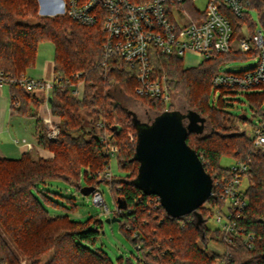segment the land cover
<instances>
[{
  "label": "trees",
  "instance_id": "16d2710c",
  "mask_svg": "<svg viewBox=\"0 0 264 264\" xmlns=\"http://www.w3.org/2000/svg\"><path fill=\"white\" fill-rule=\"evenodd\" d=\"M104 38L101 24H81L68 14L40 15L38 0H0V70L19 77L35 66L40 43L51 41L53 71L68 81L55 84L49 96L51 112L59 118V138L50 140L44 121H36L38 143L53 156L26 152L19 158H0V264H114L105 252L93 247L100 231L92 219L81 222L68 212L49 211L52 205L73 209L74 204L66 206L54 200L45 184L64 179L82 189L83 169L86 186L95 188L106 181L116 204L118 196L126 199L128 208L113 215L120 218L122 229L132 238L138 264H264V150L255 147L246 131L239 130L245 119L252 123L244 118L246 114L235 115L223 104L216 107L210 102L213 78L221 64L248 55L220 54L187 65L183 57L150 48L156 73L167 76L172 97L178 99L167 105L158 97L136 92L139 82L131 63L115 56L103 64ZM80 82L84 83L82 99L73 94V87ZM9 89L12 103L18 101L17 112L24 116H34L45 100L19 83ZM253 100L259 106L264 91ZM128 103L144 106L150 115L143 118ZM191 110L204 117L209 128L189 133L187 142L215 183L228 175V167L220 163L223 155L250 159L244 189L248 205L237 219V234H225L217 225H209L212 207L224 206L216 184L205 205L182 217L169 216L157 195H147L136 185L137 128L151 124L165 111L185 115ZM259 114L264 120V109ZM130 132L135 139L129 138ZM106 133L119 147V169L130 171L110 180L98 175L107 165L101 139ZM247 235H253L251 245L245 241ZM211 242L221 245L223 251H210Z\"/></svg>",
  "mask_w": 264,
  "mask_h": 264
},
{
  "label": "built area",
  "instance_id": "2783aa9c",
  "mask_svg": "<svg viewBox=\"0 0 264 264\" xmlns=\"http://www.w3.org/2000/svg\"><path fill=\"white\" fill-rule=\"evenodd\" d=\"M45 1V9L63 7L57 13L68 14L81 24H101L105 34L103 64L115 56L131 63L137 72L139 84L136 92L140 95L158 97L167 105L174 103L167 76L155 71L150 51L152 47L162 54L177 55L184 60L188 55H196L199 59L197 64L220 54H246V59H254L255 63L235 71L220 66L213 78L214 93L223 97L243 90L264 91V0ZM252 9L258 11L259 21L251 15ZM67 82L60 75L45 80L28 77L25 73L10 77L0 70V87L19 83L29 92L43 93L46 101L55 84L64 85ZM80 83L73 87L76 97L81 95ZM13 106L17 107L18 101L15 100ZM44 123L47 137L57 140L60 135L59 120L49 116L45 117ZM252 130L253 134L247 133L248 136L255 147L264 150V120L252 125ZM128 136L135 139L132 132ZM101 139L107 165L98 175L110 180L113 176L112 159L117 157L119 147L107 133ZM249 161V158L235 160L228 167V175H223L216 183L213 181L214 186H219L224 199L222 209L212 208V218L222 233H238L237 219L248 205L242 181L247 177ZM91 195L96 205L111 214L98 187ZM115 210L124 211L118 207ZM252 238L253 235H247L245 241L251 245Z\"/></svg>",
  "mask_w": 264,
  "mask_h": 264
},
{
  "label": "water",
  "instance_id": "95a60500",
  "mask_svg": "<svg viewBox=\"0 0 264 264\" xmlns=\"http://www.w3.org/2000/svg\"><path fill=\"white\" fill-rule=\"evenodd\" d=\"M62 10L63 7L40 8L41 13L49 15ZM208 128L207 120L193 110L185 115L179 111H165L151 124L137 128L135 159L139 167L136 185L147 195H157L171 217L196 211L212 195L213 178L197 151L187 142L189 133H202ZM93 190L94 186L81 189L84 195ZM117 207L128 208L123 196L117 197ZM107 221H120V218L113 215Z\"/></svg>",
  "mask_w": 264,
  "mask_h": 264
},
{
  "label": "rangeland",
  "instance_id": "374dc122",
  "mask_svg": "<svg viewBox=\"0 0 264 264\" xmlns=\"http://www.w3.org/2000/svg\"><path fill=\"white\" fill-rule=\"evenodd\" d=\"M43 0H38L39 3V14L49 17H54L56 15H61V13H57L55 15L44 14L40 12V8L43 7ZM203 1H201L202 4ZM251 15L253 16L254 20L259 21V14L256 9L250 10ZM54 58V44L51 41H43L40 43L38 47V55L36 64L34 67H30L27 69L26 74L28 77L40 79L38 77L46 75V69L52 66ZM198 58L196 55H188L185 58V63L188 65H192L198 62ZM254 59H241L235 58L225 63L221 64L223 69L225 70H239L244 66L254 64ZM50 66V67H49ZM42 79V78H41ZM80 92L81 95L76 98L82 99L84 94V83H80ZM263 90H243L239 93L225 95L223 97L220 96L219 93L215 95L214 90L211 94L210 102L214 106H220L235 115L246 114L248 120H252L248 122L246 119L243 123L240 124L239 130L246 131L249 135L253 134L252 125L257 124L259 121L263 120V116L259 114V110L264 109V100L258 106L254 102V97L261 94ZM74 94V93H73ZM176 98H173L174 102ZM178 101V99H177ZM129 107L136 110V112L140 113L143 118H146L148 111L147 108L144 106H140L139 104L135 103H128ZM18 107V106H17ZM39 108V106H37ZM53 118L59 120L58 117L54 116L51 112ZM50 115V116H51ZM150 115V114H149ZM242 128V129H240ZM48 150V149H47ZM50 151V150H49ZM53 156V152L50 151ZM50 156V157H52ZM221 165L229 167L235 162V159L229 155H223L221 160ZM111 170L114 175H127L130 173L128 170L127 172H123L118 167L117 158L114 157L112 159ZM84 169L82 171V177L80 179L81 186L85 187L88 183V180L84 176ZM91 177V176H90ZM248 186V179L245 177L242 181V188L246 189ZM99 190L102 192L104 200L109 208L111 214L107 213L102 207L96 205L92 200V195H84L76 185L71 184L70 182L64 179H53L48 181L45 184V188L48 191L49 195L56 200L57 202L71 206L74 204V208L67 209L65 207H55L50 206L49 211L52 214H64L66 212L69 213L70 217L76 219L81 222H85L89 218L92 219V225L94 227H98L100 233L96 240V243L93 244L94 248L100 249L101 251L105 252L109 258L113 261L114 264H130L129 260L132 264H138L137 253L138 250L134 245L132 238L124 232L121 226L120 221H112L108 222L107 218L113 216V212L116 211L117 204L115 194L111 188V185L106 181H101L98 186ZM71 198V199H68ZM73 202V204H72ZM205 205V203H204ZM209 206V205H206ZM213 210H217V207H212ZM212 210V212H213ZM213 217V213H212ZM97 220V221H96ZM211 226H216V222L212 218L209 222ZM210 251L222 252L223 248L221 245L211 242L209 244Z\"/></svg>",
  "mask_w": 264,
  "mask_h": 264
},
{
  "label": "crops",
  "instance_id": "0c3cea01",
  "mask_svg": "<svg viewBox=\"0 0 264 264\" xmlns=\"http://www.w3.org/2000/svg\"><path fill=\"white\" fill-rule=\"evenodd\" d=\"M46 71V75L38 78L52 80L55 76L52 66ZM36 94L44 97L43 93ZM49 101L50 97L47 101L45 99L35 110L34 116H24L13 106L9 85L0 87V158H19L26 152L35 156H52L49 150L38 143L35 135L37 119L45 121V117L51 115Z\"/></svg>",
  "mask_w": 264,
  "mask_h": 264
},
{
  "label": "bare ground",
  "instance_id": "6f19581e",
  "mask_svg": "<svg viewBox=\"0 0 264 264\" xmlns=\"http://www.w3.org/2000/svg\"><path fill=\"white\" fill-rule=\"evenodd\" d=\"M44 1V0H43ZM47 5V1H45L44 2V4H43V7H45ZM58 12V11H57ZM56 14V12H54V13H52V15H55Z\"/></svg>",
  "mask_w": 264,
  "mask_h": 264
}]
</instances>
